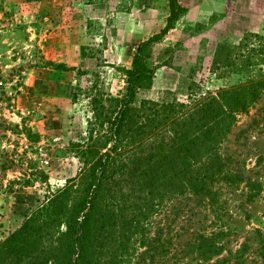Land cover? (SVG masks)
Segmentation results:
<instances>
[{
	"label": "trees",
	"instance_id": "1",
	"mask_svg": "<svg viewBox=\"0 0 264 264\" xmlns=\"http://www.w3.org/2000/svg\"><path fill=\"white\" fill-rule=\"evenodd\" d=\"M167 1L164 27L136 44L129 66L116 67L121 88L106 90L94 72L74 92L88 107L83 134L69 146L77 170L0 240V264H264L259 229L227 248L221 200L224 185L245 179L221 145L260 98L264 77L208 91L188 76L183 98L168 90L138 99L157 68L150 45L186 12ZM251 37L262 43L248 48L243 65L257 63L255 52L264 58V36L249 32L237 45L220 42L213 68L238 64Z\"/></svg>",
	"mask_w": 264,
	"mask_h": 264
},
{
	"label": "rangeland",
	"instance_id": "2",
	"mask_svg": "<svg viewBox=\"0 0 264 264\" xmlns=\"http://www.w3.org/2000/svg\"><path fill=\"white\" fill-rule=\"evenodd\" d=\"M178 1L186 12L150 45L157 68L138 99L184 91L188 76L208 91L264 77L257 52V63H242L248 48L262 43L254 37L238 64L212 65L220 42L237 45L249 32L264 36V0ZM167 6V0H0V240L75 174L69 146L82 136L88 114L86 99L73 97L76 89L94 72L106 90L121 88L116 67L126 66L137 44L132 32L149 20H166ZM221 150L232 154V167L245 177L222 187L227 248L234 250L254 229L264 234V91L236 116Z\"/></svg>",
	"mask_w": 264,
	"mask_h": 264
},
{
	"label": "crops",
	"instance_id": "3",
	"mask_svg": "<svg viewBox=\"0 0 264 264\" xmlns=\"http://www.w3.org/2000/svg\"><path fill=\"white\" fill-rule=\"evenodd\" d=\"M167 8H168V6H167ZM146 23L148 24L147 28H143L141 31L135 30V31L132 32L133 33L132 34L133 35V37H132V40H133L132 45H134L135 43H138L139 41H141V40H143L145 38H147L148 36L152 35L153 33H156L158 31H160V29L163 28L164 25L166 24V20L164 18H162L160 20L159 19H155V20H149ZM141 24L144 27L143 21H142ZM144 29H146V30L148 29L149 32L147 33L146 30L144 31ZM134 47L132 48V51L128 55V59L125 60L126 61V63H125L126 66H129L130 63H131ZM117 61L121 62V60H117Z\"/></svg>",
	"mask_w": 264,
	"mask_h": 264
}]
</instances>
